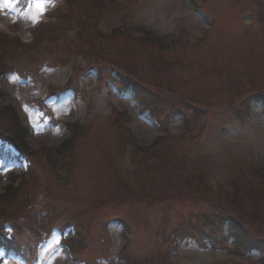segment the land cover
Masks as SVG:
<instances>
[{"label": "rangeland", "instance_id": "374dc122", "mask_svg": "<svg viewBox=\"0 0 264 264\" xmlns=\"http://www.w3.org/2000/svg\"><path fill=\"white\" fill-rule=\"evenodd\" d=\"M128 3L132 4L127 9H137L132 17L123 16L124 4L0 0V35L28 45L47 25L53 29L30 53L24 47L13 48L18 51L5 61L18 72L0 78L7 94L0 98V108H15L30 130L28 147L37 152L31 158L32 172L19 189V205L8 215L15 220L24 214L25 204L32 207L25 213L28 226L23 221V230H16L18 246L32 258L36 233L41 234L34 222L42 217L50 234L38 248L37 264H124L119 259L122 249L128 264H264L258 251L243 257L234 253L232 240L217 250L201 249L189 240L176 246L171 241L176 230L201 227L205 217L211 220L225 209L250 225L253 241H264V174L253 180L240 177L255 174L249 166L264 168V105L254 101L248 107L253 98L264 99V0ZM97 18L98 29L107 36L127 27L137 37L154 30L164 44L184 37L169 47L100 37L93 31ZM39 22L43 24L34 32ZM80 25H86V34L79 39ZM94 66L100 68L97 75ZM111 66L143 80L144 91L163 100L157 121L131 91L118 92L109 83ZM84 69L73 81L79 94L52 96L53 88ZM44 100L47 112L39 108ZM186 104L191 108H184ZM114 109L125 111V120L119 122ZM172 109L184 113L177 115ZM184 118L189 130L183 127ZM72 122L95 125L76 141L67 159L74 169L66 175L53 169L38 150L67 140L66 124ZM124 123L134 132L135 142ZM4 125L1 110L0 135L10 139ZM166 135V141H157ZM126 137L128 145L121 152ZM137 146H154L155 157L160 156L153 160L145 150L134 155ZM20 157L0 143V194L21 183L12 177L26 170ZM111 198L115 201L108 203ZM150 198L155 202L148 204ZM117 218L131 230L127 246ZM106 221L112 223L107 227ZM72 223L84 229L88 241L77 261L53 229ZM74 233L70 228L63 235L70 238ZM0 260L25 264L3 250Z\"/></svg>", "mask_w": 264, "mask_h": 264}, {"label": "trees", "instance_id": "16d2710c", "mask_svg": "<svg viewBox=\"0 0 264 264\" xmlns=\"http://www.w3.org/2000/svg\"><path fill=\"white\" fill-rule=\"evenodd\" d=\"M11 112V111H10ZM9 112V117L11 119V121H13V123L15 124V129L12 131L14 134H13V137L15 140H17L18 143H21V141H24L25 140V137L27 135V131L26 130H22L21 128H19V125H18V122L15 120L14 116L12 113ZM7 201H10V197L9 198H5ZM239 231V229H238ZM245 235L244 234H241V232L237 235V240L239 242H241L243 245H248V246H254L255 244H252V242L249 241V238L247 237L244 238ZM264 251V250H263Z\"/></svg>", "mask_w": 264, "mask_h": 264}]
</instances>
